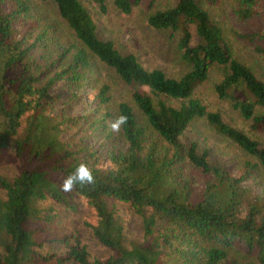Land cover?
Listing matches in <instances>:
<instances>
[{"label":"trees","instance_id":"trees-1","mask_svg":"<svg viewBox=\"0 0 264 264\" xmlns=\"http://www.w3.org/2000/svg\"><path fill=\"white\" fill-rule=\"evenodd\" d=\"M48 1L55 4L73 40L60 49L46 47L44 41L41 61L32 49L46 30L32 37L35 23L30 22L27 31L16 32V23L29 16L27 1L0 0V155L7 150L17 162L14 174H0V264H264V188L245 183L254 172H264V142L227 123L192 95L210 67L218 66L216 94L230 100L251 129L262 131L264 80L232 55L207 9L197 0H175L147 15L151 27L179 34L177 46L188 68L173 77L161 68L144 67L135 54L122 53L110 39L98 37L80 0ZM90 1L104 9V0ZM112 1L129 12L140 0ZM235 1L241 17L251 15L257 3ZM256 35L241 33L249 41ZM256 49L264 56V44ZM96 61L130 86L129 96L140 113L138 117L126 100L116 103L115 120L127 117L118 131L124 148L109 151L105 163L88 146L70 148L61 136L68 117L48 109L50 88L62 80L72 94L90 84L93 108L101 116L109 114L102 107L110 99L109 85L90 83ZM198 118L252 157L243 161L239 174L195 140H181ZM81 163L90 169L92 183L63 191V180ZM194 169L204 176L200 184L191 176ZM81 200L94 216L84 224L110 251L104 258L90 256L78 234L54 229L52 202L75 209ZM116 203L138 215L139 236L125 235Z\"/></svg>","mask_w":264,"mask_h":264},{"label":"rangeland","instance_id":"rangeland-1","mask_svg":"<svg viewBox=\"0 0 264 264\" xmlns=\"http://www.w3.org/2000/svg\"><path fill=\"white\" fill-rule=\"evenodd\" d=\"M29 6V16L22 23H16V32L21 34L28 30L30 22L35 25L32 37L46 30L44 35L34 46L32 56L42 61L39 55L44 52L42 44L51 49L63 48L73 40L72 31L65 21L59 16L55 4L48 0H26ZM90 13L96 26V34L103 39H110L114 46L122 53L131 52L137 56L140 63L146 67H158L168 76L178 77L187 68L188 64L181 58L177 46L179 34L165 28H153L147 24V15L156 8L172 5L175 0H140L133 5L129 12H122L115 7L112 0H104V9L101 10L90 0H80ZM209 16L220 27L223 36L229 44L232 55L241 60L260 78L264 80V56L256 49V45L264 44V0H256L252 14L241 17L237 12L235 0H197ZM192 31V41L197 38ZM256 37L249 41L241 33L256 32ZM31 37V38H32ZM30 38V37H29ZM39 42V43H38ZM45 47V48H46ZM51 52V50H46ZM93 83L96 87L101 83L108 84L107 93L110 99L103 107L104 112L95 110L93 94L90 84L72 94L70 86L58 80L50 88V103L48 109L59 117H68L61 136L72 149L88 146L93 149L101 162L107 161L106 155L111 150L124 148V142L118 131L111 128L115 120L116 103L126 100L134 109L138 117L139 111L129 96L130 86L122 84L110 67L96 61L92 65ZM221 77L218 66H211L208 76L193 90L192 95L205 104L206 109L218 111L221 117L229 124L245 131L250 137L264 142V130H253L249 127V120L243 119L236 109L231 107L230 100L219 97L214 91L213 84ZM171 103L175 104L174 100ZM96 119V120H95ZM102 124H104L102 126ZM184 143L196 141L200 146L208 149L211 157L220 159L233 174H239L244 160H253L251 156L242 152L228 139L222 138L208 127L202 118L194 119L180 136ZM17 171V162L7 150H2L0 155V174L10 175ZM255 177H250L245 183H250L257 190L264 188V172H254ZM191 176L196 184L202 183L203 174L192 172ZM55 208L54 229L59 232L78 234L79 239L87 246L90 256L104 258L109 250L101 245L90 233L89 227L84 222L92 221L94 216L86 204L81 200L77 208L68 209L60 203L52 202ZM118 212L122 217L125 235L137 237L140 235V218L125 204L116 203ZM50 249L48 246L43 247ZM33 264V263H32ZM34 264H54L51 261ZM71 264V263H63Z\"/></svg>","mask_w":264,"mask_h":264},{"label":"clouds","instance_id":"clouds-1","mask_svg":"<svg viewBox=\"0 0 264 264\" xmlns=\"http://www.w3.org/2000/svg\"><path fill=\"white\" fill-rule=\"evenodd\" d=\"M127 117L121 115L117 120L111 124V128L114 131H119L120 126L126 123ZM93 175L90 169L83 163H81L71 174H69L62 183V190L65 192H70L74 185L77 183H92Z\"/></svg>","mask_w":264,"mask_h":264}]
</instances>
